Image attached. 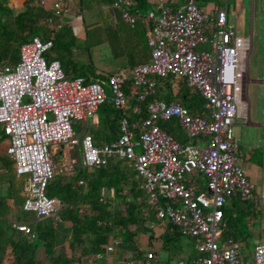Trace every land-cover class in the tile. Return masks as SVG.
<instances>
[{"label":"built area","instance_id":"obj_1","mask_svg":"<svg viewBox=\"0 0 264 264\" xmlns=\"http://www.w3.org/2000/svg\"><path fill=\"white\" fill-rule=\"evenodd\" d=\"M69 1L36 0L38 6L48 8V21L56 28ZM145 1L155 4L156 11L141 13L134 0L109 3L110 12L116 10L125 24L140 20L147 28L145 63L118 69L104 79L66 77L56 59L45 58L50 40L32 36L18 47L14 64L0 67V125L8 140L5 154L14 174L23 178L20 209L36 219L56 212L61 203L44 193L55 172L49 147L75 144L82 168L104 165L110 158L126 161L139 178L141 195L153 215L192 241L194 255L173 264H245L235 242L222 237L219 224L228 197L256 201L253 185L240 166L238 139L231 131L236 118H247L242 78L250 42L236 35L225 9L213 3L199 6L196 0H182L175 6V0ZM204 43L210 51L197 49ZM167 75L174 82L184 79L191 91L199 93L201 112H189L177 101L154 96L159 80ZM126 82L131 86L127 93ZM261 83L264 89V77ZM147 97L145 115L139 117L138 104ZM103 102L120 111L117 135L94 145L88 133L76 136L72 124L90 118ZM128 102L137 116L133 121L122 113ZM262 113L259 125L264 129V105ZM168 119L174 120L182 143L157 125L158 120ZM199 140L202 146L195 143ZM73 165L74 160H69L58 171H70ZM197 176L203 178L202 185ZM14 228L32 237L27 223ZM118 244L111 239L93 259H102ZM149 259L150 252H145L134 263L167 264ZM252 264H264V240L253 246Z\"/></svg>","mask_w":264,"mask_h":264},{"label":"trees","instance_id":"obj_2","mask_svg":"<svg viewBox=\"0 0 264 264\" xmlns=\"http://www.w3.org/2000/svg\"><path fill=\"white\" fill-rule=\"evenodd\" d=\"M110 2L111 0H106L108 9ZM134 6L139 11H156L155 4L145 0H134ZM0 13L8 15L6 18L0 16V67L4 63L16 62L18 47L32 36H37L42 41L50 40L51 47L45 58L56 59L66 77L82 76L85 81L104 78L94 75L89 61L79 66L75 64L72 50L76 43L70 26L61 25L54 29V24L48 21L50 12L38 6L36 0H22L19 9L14 13L8 9L4 0H0ZM111 13L113 22L110 21L109 25L102 29L98 28L97 39L95 37L90 45H96L104 38L112 58L116 61L121 59L124 68L145 63L149 57L146 45L147 28L140 20L127 25L121 21L116 10L112 9ZM159 82L165 89V94L160 95L162 89L158 84L154 96L165 102L177 101L192 113L203 110V100L199 93L191 91L184 79L174 82L172 77L167 75ZM169 82L176 84L175 90L170 88L174 86H170ZM123 88L127 93L131 86L126 82ZM148 100L149 97L138 104L139 117L143 116ZM98 108L112 116L109 122L111 125H117L120 111L106 102L101 103ZM173 123L171 119L158 120L157 125L177 140V128ZM79 179L81 183L77 184ZM139 182L136 173L128 167L126 161L119 158H110L104 165L80 167L69 178H51L44 193L48 197L58 199L61 206L53 215L36 219L31 214L27 221H23L27 223L32 237L17 231L14 226H9L0 216V264H75L78 258L102 253L104 246L111 239L118 240L119 247L133 248L134 236L137 233L146 236V245L150 249L155 243L156 251H149L151 260L157 259V251L165 252L169 256L174 255L173 252L179 248V238L183 236L175 226L147 214L150 208L141 195ZM102 189L110 190L112 195L100 194ZM237 205L242 206L241 209L245 207L246 211H238ZM249 206L247 201H240L236 196L230 205L224 204L219 224L220 227H225L221 231L222 237L228 236L235 242V234L243 230L236 226L237 214L249 216ZM152 218L155 219L154 224L160 222L163 227L156 236L148 225ZM56 224L66 230L65 248L55 242ZM65 249H68V254ZM135 253L137 256L143 255L136 250Z\"/></svg>","mask_w":264,"mask_h":264},{"label":"crops","instance_id":"obj_3","mask_svg":"<svg viewBox=\"0 0 264 264\" xmlns=\"http://www.w3.org/2000/svg\"><path fill=\"white\" fill-rule=\"evenodd\" d=\"M21 1L22 0H6L5 3L8 9L14 13L15 11L19 9L21 5ZM202 2H204L205 5L211 3L210 0H203ZM181 3H182V0H175V6L180 5ZM203 5L199 4V6H203ZM106 7L108 9L107 5ZM76 9L77 10L79 9V11H76ZM46 10H48V8ZM79 15H81L80 8L78 7V5H75V3L71 2L70 0L67 5V13L64 16L74 19L75 17ZM108 15L110 17V20L113 22L114 17L112 13L109 11V9H108ZM64 24L70 26L75 39L76 38L83 39V41H86L85 31H88V30L90 31L91 30L90 28L94 26L96 22H92L91 19L89 18L85 24L84 22L82 23L85 29H82L80 27V29H76V30L73 29L69 21H67V23H64ZM54 29H57V28L54 27ZM102 43H105L107 45L108 47L107 49L109 51L108 43L104 38H102L100 40V43L96 45H99ZM96 45L91 44L88 47L87 46H82V47L75 46L72 50V58L75 64L79 66L82 64H87L88 61L92 64V61H91L92 59L89 54V49L94 48V46ZM114 61L117 67V69H115L114 71L123 68V66L121 65L123 61L121 59L117 61L114 60ZM14 63H11V64H14ZM6 64H10V63H6ZM92 68H93V73L95 76L96 75L103 76L101 74V71L98 68H95L93 64H92ZM87 76L90 77L89 74ZM105 90H107V88ZM243 95H244L243 98L247 104L246 127L248 130L255 131L257 127H260L259 125L260 122L254 123V122L249 121V115H248L249 114V103L245 95V86H244ZM106 103L108 104V102ZM95 113H98V115H95ZM122 113L130 121H133L137 117L136 115H134V113L131 112V102L127 103V106L123 110ZM238 118H241V117H238ZM111 119H112V116H110L107 112H103L102 109L98 108L96 109V111L93 113V115L90 118L86 119L83 122L73 123L72 129L76 136H80L84 132L88 133L92 138L93 144L100 145L102 143L110 142L114 140V138L117 135V125L116 123L115 125H111L109 123ZM171 120L174 121L173 119ZM173 124H174V127L177 128V126L175 125V122ZM177 131H179L178 128H177ZM176 138L177 140L174 138L173 139L179 143H182L184 141V138L182 134L180 133V131L176 133ZM7 143H8V140L6 136L3 135L2 130H1V125H0V216L6 224H8L9 226H14V224H17V223H25V222H19L18 220H16L18 210L21 208L19 205V202L22 201L20 187H21L23 178L22 176H16L14 174L12 162L5 154V148L7 146ZM195 143L200 146L203 145L202 140L196 141ZM49 151H50V155H51V159H52L54 171H55L52 178H56V177L69 178L70 176L74 175L78 169H80L81 166L79 165V161H78V146L77 145L74 144L73 146L69 147L66 145L53 144V145H50ZM71 151H73V153ZM237 152L238 154H240V166L243 169L244 175L247 178V180L253 185L252 195L254 196V198H256V201L254 203L252 200H247L248 204H250L249 206L251 210L250 213H253L254 210L264 207V148L262 147L260 148L257 144V141L255 142V144L254 142L249 141L248 143L242 144V145L238 143ZM69 160H74V165H73L72 170L67 171V172H63V171L59 172L58 168L68 163ZM199 178H200V182H199ZM79 180L76 181L77 184H79L78 183ZM196 181L200 183V185L203 184V178L201 176H197ZM100 194L111 196L112 192L110 190L102 189L100 190ZM233 199H234V196L228 197L225 203L226 206L230 205L233 202ZM147 206L149 207V205ZM241 207L242 206L237 205L236 208L238 211L240 210V212L244 213L246 211V208L243 207L241 209ZM150 212L152 213V211ZM231 214H234V213L231 212ZM152 217H153V213H152ZM154 223H155V219L152 218L148 225L151 226ZM223 223H224V220H223ZM246 223H247V226L249 227V233H245L244 230L238 231V234H235L236 235L235 242L244 243V235L254 236L255 237L253 241L254 245L256 243L263 241L264 231L261 227H263L264 222L262 221V219L258 216H255V214L253 213L251 216L250 215L248 216ZM160 224H161L160 222H157L156 225H160ZM55 228H56L55 229L56 230V237H55L56 241L55 242L57 245L63 246L65 248L66 242L64 238L66 235V230L62 229V227L58 224L55 225ZM222 229H225V227H222ZM146 242H147L146 236L143 234L137 233L134 236L133 248L129 246L119 247L118 246L119 244H118L117 246H115L118 248L117 251H115L114 250L115 247H113L112 251L108 253L105 257H103L100 260H94L95 264H125L126 261L129 262V264H135L134 262L132 263V261H130L129 259L124 258L125 254L129 253L130 256H132L130 257L132 259L133 256L136 255V254H133L135 253V248L139 246L142 247L140 251V253L142 254H145V252H149V251L150 252L154 250L156 251L157 247L156 245H154L155 243L150 249L149 247H147ZM194 253L190 256V258L194 255ZM156 254L158 255L157 259L152 262H165L167 264H173L175 260L181 258L180 257V258L174 259V256H170L172 257L170 259L169 257H167V254L165 252H161V251H157ZM141 259H143V255H142V258H140L139 260ZM244 263L252 264V254H251V257H249L246 261H244Z\"/></svg>","mask_w":264,"mask_h":264},{"label":"rangeland","instance_id":"obj_4","mask_svg":"<svg viewBox=\"0 0 264 264\" xmlns=\"http://www.w3.org/2000/svg\"><path fill=\"white\" fill-rule=\"evenodd\" d=\"M203 0H197V5H203ZM211 3H214L217 6L223 7L226 11L227 22L234 28L236 31V35L240 38H248L250 42V49L247 53L246 57V73L242 78V83L245 86V95L249 103V121L254 123H259L262 119L263 113V105H264V89L261 83L262 78L264 77V0H210ZM6 2V0H4ZM71 2L78 5L81 10V15L75 17L74 19L66 16H61L60 24L65 25L64 23H69L72 25L73 29H85L82 25L86 23V21L90 18L92 22H96L94 26H92L90 31L86 32L87 40L83 41V39H75L76 46H89L90 42H92L97 36L98 28H103L105 25H109L110 17L108 15V9L106 7V0H71ZM203 3V4H202ZM149 10V9H147ZM76 11H79V9ZM146 11V10H145ZM141 13L144 11H140ZM0 16L3 18L8 17L6 13H0ZM67 20V21H66ZM97 39V37L95 38ZM102 39V38H101ZM107 45L105 43L94 46V48L89 49V54L91 56L92 64L95 68H98L101 71L103 77L106 74L113 72L116 67V63L113 60L110 52L107 49ZM198 50L210 51L209 45L207 43L199 44L197 46ZM124 68V67H123ZM170 83V82H169ZM161 86L160 95L165 94V89ZM170 87L175 90L176 84L170 83ZM106 89V88H105ZM107 91V90H106ZM98 115V113H95ZM77 124V123H76ZM75 124V126H76ZM74 128V127H73ZM176 129V128H175ZM232 135L238 139L239 144H246L249 141L255 142L257 141L258 146L264 148V129L261 127H257L255 131L248 130L246 127V119L238 118L235 119L234 124L231 125ZM176 132L177 131L176 129ZM137 150V148H135ZM73 153V151H71ZM200 182V178H199ZM21 206V202H19ZM255 216H258L264 222V207H261L253 212ZM253 213H250L251 216ZM148 215L152 213L147 212ZM31 213L18 210L17 218L19 222L27 221L30 218ZM236 226L239 228H243L245 233H249V227L247 226V217L243 215L240 216L237 214ZM153 227V228H152ZM151 228L155 236L159 234L163 227L162 225L152 224ZM264 231V224L261 227ZM244 233V234H245ZM248 235V234H246ZM254 236H245L244 235V243L235 242V248L238 254L241 256L242 261H246L252 254V247ZM179 248L176 249L174 253V259L189 258L193 253L194 249L192 246V241L185 237L179 238ZM142 247H136L135 250L140 252ZM118 250L117 247L114 249ZM66 254H68V249L64 250ZM136 254V253H133ZM130 254L126 253V259L130 261L137 262L141 256H133L131 259ZM170 259L169 255H167ZM174 261V260H173ZM75 264H95L93 257H82L78 258Z\"/></svg>","mask_w":264,"mask_h":264}]
</instances>
